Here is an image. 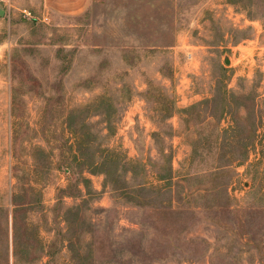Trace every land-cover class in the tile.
Returning a JSON list of instances; mask_svg holds the SVG:
<instances>
[{"label": "rangeland", "instance_id": "rangeland-1", "mask_svg": "<svg viewBox=\"0 0 264 264\" xmlns=\"http://www.w3.org/2000/svg\"><path fill=\"white\" fill-rule=\"evenodd\" d=\"M0 10V264H264V0Z\"/></svg>", "mask_w": 264, "mask_h": 264}, {"label": "crops", "instance_id": "crops-1", "mask_svg": "<svg viewBox=\"0 0 264 264\" xmlns=\"http://www.w3.org/2000/svg\"><path fill=\"white\" fill-rule=\"evenodd\" d=\"M91 0H43L48 10H54L65 14H77L83 12Z\"/></svg>", "mask_w": 264, "mask_h": 264}, {"label": "water", "instance_id": "water-1", "mask_svg": "<svg viewBox=\"0 0 264 264\" xmlns=\"http://www.w3.org/2000/svg\"><path fill=\"white\" fill-rule=\"evenodd\" d=\"M0 15H3V11H1V10H0ZM225 63H226V64H229V63H230V60H229L228 57L226 58Z\"/></svg>", "mask_w": 264, "mask_h": 264}]
</instances>
